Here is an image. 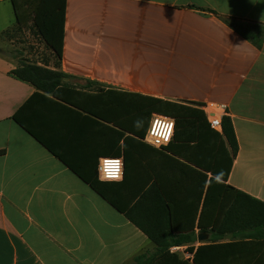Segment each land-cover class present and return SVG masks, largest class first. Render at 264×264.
I'll return each instance as SVG.
<instances>
[{"label":"crops","instance_id":"0c3cea01","mask_svg":"<svg viewBox=\"0 0 264 264\" xmlns=\"http://www.w3.org/2000/svg\"><path fill=\"white\" fill-rule=\"evenodd\" d=\"M214 13L234 19L238 29L256 24L264 30V0H66L60 70L70 77L55 91L78 107L14 77L19 62L0 49V264H133L155 252L79 176L94 178L100 158L120 157L122 180H98L119 207L128 209L148 193L137 215L161 207L162 198L191 211L202 184L197 172L204 173L195 163L220 169L222 132L208 127L207 104L224 106L237 142L226 185L264 203V37L256 46ZM14 22L10 0H0V34ZM108 91L201 110V149L193 119L181 120L159 149L144 137L99 140L94 111L104 121L114 117ZM19 111L39 140L14 121ZM225 157L224 148L222 162ZM238 216L224 209L217 228L229 232L194 227V241L169 253L190 264L189 248L218 244L213 264H256L264 258V239L253 237L255 229L237 228Z\"/></svg>","mask_w":264,"mask_h":264},{"label":"trees","instance_id":"16d2710c","mask_svg":"<svg viewBox=\"0 0 264 264\" xmlns=\"http://www.w3.org/2000/svg\"><path fill=\"white\" fill-rule=\"evenodd\" d=\"M10 4L14 12L15 22L12 27L0 35L8 33L9 31L12 34H17L25 30H33L41 38L46 49L50 52V58L54 59L53 69L47 68L49 62H44L45 66L43 67L21 60L19 61L18 67L12 70L11 74L17 79L29 83L37 91L51 95L52 99L67 104L70 102L73 103V107H78V104L75 102L60 98L55 91L62 86L65 78L70 77L60 70L66 0H10ZM218 18L256 46H259L262 37H264V30L258 32L262 26L250 24V26H244V28L241 27L242 29H238L234 19L222 16H218ZM246 33H250V38ZM111 94H113L112 102L115 106L113 119L110 121L101 120V116L94 111V126L102 130L99 131V140L118 141L135 140V138L143 139L151 115L159 114L174 120L173 137H175L177 125L181 120L184 122L185 120L193 119L196 124L195 128L197 129V140L195 141L198 145L197 148L201 149V143L204 142V140H201L200 130L198 129L200 118H204L201 110L187 105L136 94L108 91L106 96H111ZM21 112L16 113L13 117L14 121L29 135L39 140L36 134L21 120ZM188 126H190L189 123L186 125V128ZM185 132L187 133V129L184 131V135ZM217 139L216 141L221 150L220 169H203L200 168L203 167L201 164L194 162L198 165L196 168L204 173H211V176L207 177L204 173L197 172L202 184L191 211L186 208H175L170 200L162 198L157 200V202L162 204L161 207L149 208L143 216L137 215L135 212L136 208L147 202L149 196H152L151 194L144 193L139 195L138 200L133 206L128 209H123L119 207L114 197L106 194L101 189L102 183L97 179V171L95 172L94 178L79 176L84 183L88 184L94 192L106 200L118 212L122 213L129 222L144 233L155 245V252L135 257L133 264H171V262L172 264H189L186 261H181L177 254H170L169 248L192 243L194 241V227L200 232H204L207 228H210L211 233L219 235L229 232L230 229L222 228L219 230L217 228L218 216L224 209L227 210V215L232 212H236L237 216L240 214V218L239 216L237 217L239 218L238 221L240 224L237 228L241 227L243 231H250V228L255 229V232L252 234L253 237L264 239V203L226 185L232 160L237 153V142L234 130L231 120L227 116L222 118V134L217 136ZM224 148L226 157L225 161L222 162ZM224 164L225 167H223ZM216 166H218V162H216ZM187 217L190 219L189 225H185L184 222ZM207 217H210L211 221L205 224L204 221ZM241 235L250 236V234ZM220 247L221 245L218 244H210L198 246L195 250L189 248L188 251L191 254L193 253L190 264H213L215 259L213 255H217ZM222 248L226 247L222 246ZM255 261H257L256 264H264V258L260 260L256 259Z\"/></svg>","mask_w":264,"mask_h":264},{"label":"built area","instance_id":"2783aa9c","mask_svg":"<svg viewBox=\"0 0 264 264\" xmlns=\"http://www.w3.org/2000/svg\"><path fill=\"white\" fill-rule=\"evenodd\" d=\"M207 123L212 130L222 132V118L225 115L224 106L207 104L202 107ZM171 125V128H168ZM174 133V120L172 118L152 114L150 117L147 132L144 136L146 143L154 148H163L169 144ZM116 171V176H109V171ZM97 179L103 182H118L122 180L124 173L123 160L120 157H102L98 160ZM170 248L169 252H175Z\"/></svg>","mask_w":264,"mask_h":264},{"label":"rangeland","instance_id":"374dc122","mask_svg":"<svg viewBox=\"0 0 264 264\" xmlns=\"http://www.w3.org/2000/svg\"><path fill=\"white\" fill-rule=\"evenodd\" d=\"M0 49L15 57L18 62L23 60L30 63L49 62L50 65L54 63L43 41L33 30H25L17 34L9 31L0 35Z\"/></svg>","mask_w":264,"mask_h":264},{"label":"snow or ice","instance_id":"6c2138e0","mask_svg":"<svg viewBox=\"0 0 264 264\" xmlns=\"http://www.w3.org/2000/svg\"><path fill=\"white\" fill-rule=\"evenodd\" d=\"M168 128L170 129L171 128V125H168ZM116 171H109V176H112V177H114V176H116Z\"/></svg>","mask_w":264,"mask_h":264},{"label":"water","instance_id":"95a60500","mask_svg":"<svg viewBox=\"0 0 264 264\" xmlns=\"http://www.w3.org/2000/svg\"><path fill=\"white\" fill-rule=\"evenodd\" d=\"M203 237H204V235L203 234H200L199 236H198V240H202L203 239Z\"/></svg>","mask_w":264,"mask_h":264},{"label":"clouds","instance_id":"9594fccd","mask_svg":"<svg viewBox=\"0 0 264 264\" xmlns=\"http://www.w3.org/2000/svg\"><path fill=\"white\" fill-rule=\"evenodd\" d=\"M115 177V176H114Z\"/></svg>","mask_w":264,"mask_h":264}]
</instances>
